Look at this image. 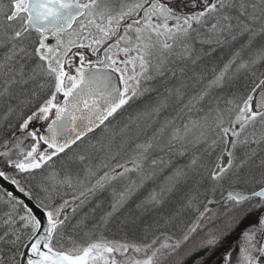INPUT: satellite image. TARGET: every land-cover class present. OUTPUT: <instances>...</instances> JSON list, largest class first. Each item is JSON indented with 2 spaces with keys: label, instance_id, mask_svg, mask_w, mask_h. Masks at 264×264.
I'll return each instance as SVG.
<instances>
[{
  "label": "snow or ice",
  "instance_id": "1",
  "mask_svg": "<svg viewBox=\"0 0 264 264\" xmlns=\"http://www.w3.org/2000/svg\"><path fill=\"white\" fill-rule=\"evenodd\" d=\"M0 103V264H264V0H0ZM142 190V239H107Z\"/></svg>",
  "mask_w": 264,
  "mask_h": 264
},
{
  "label": "trees",
  "instance_id": "2",
  "mask_svg": "<svg viewBox=\"0 0 264 264\" xmlns=\"http://www.w3.org/2000/svg\"><path fill=\"white\" fill-rule=\"evenodd\" d=\"M210 63H212V62H210ZM236 88L239 89V90H242L238 86H236ZM44 94H46V93H44ZM38 102H39V98L34 102V104L31 107H35V105ZM15 103L16 102L13 101L14 105H15ZM31 107L25 109V114H27L29 111H31ZM0 117H3V116H0ZM9 120L12 121L13 123H15L18 120V117L16 116V114H13L12 116H9ZM96 135L97 134H95L92 137H96ZM86 148H87V145L85 144V142H83L79 148L76 147V148H74L72 150L66 151L65 153H62L59 156L55 157L54 158V160H55L54 168L56 170H62L64 168L65 164H67V166L69 168H71L72 170L75 169L76 168V164L78 162L68 161L66 159L62 160V157H66L68 154H72L75 157V155L77 153H80L81 150L86 149ZM0 166H2V165H0ZM78 169H80V168L78 167ZM109 191H111V190L107 189L106 191H104L102 193V195H104V193H107V192L109 193ZM98 195H99L98 197H100V198L102 197V195L100 196L99 193H98ZM109 195H110V193H109ZM109 202H111V201H109ZM109 204L110 203L101 204L100 209L96 210V217L97 218L101 215V213L103 211L108 209ZM90 208L91 207L89 206V203H88L82 209H79L78 212L74 216L71 217L72 223H75L79 219L80 215L82 213L87 212ZM128 215L136 217L137 218V222L135 224H131V223L125 224L123 227H121L122 222L125 220V218ZM155 216H156V213H148V214H145L143 216H141V215L137 216V214L133 213V211H131L130 213H125V214L123 212L119 211L118 213L115 214V216H114L115 218L112 219V221L108 225V228L102 230V233L109 240L127 241L126 239H130L131 238V239H133L132 241L139 242L142 239V237H143L144 229L149 227L150 224H152L153 218ZM187 218H188L187 214H184V215L178 217L177 220L174 221L173 224L169 226V227H172L171 232L169 234H173L174 233L176 236L179 235L180 232H177L178 231L177 229L180 228L179 227L180 225H182L184 222L187 221ZM91 223H92V221L90 220L89 224H91ZM153 231H156V230L153 229ZM149 234H150V237H151V235H152L151 232ZM99 235H100V232L98 231L96 233V236H99ZM73 236H74V238L77 241H79L81 243H83L84 241L89 239V237L84 236L82 234H79V235L73 234ZM96 236H93L91 238L95 239ZM161 239H163L162 236H161ZM68 243H69V241L66 240L65 241V246H67Z\"/></svg>",
  "mask_w": 264,
  "mask_h": 264
},
{
  "label": "bare ground",
  "instance_id": "3",
  "mask_svg": "<svg viewBox=\"0 0 264 264\" xmlns=\"http://www.w3.org/2000/svg\"><path fill=\"white\" fill-rule=\"evenodd\" d=\"M227 56L224 52L223 49H217L214 53H212V55L210 57H206L205 60L203 61V63L207 64L208 67H211L213 64H219L221 63L223 60H226ZM212 62V63H210ZM250 83L249 79H246L245 76L242 74L240 79L238 81L235 82V87L238 86L240 87V89H244V87ZM137 103H141V102H137ZM6 111V105L3 103H0V116H3V114ZM99 132V129L96 131V133L91 134L90 136H94L95 134H97ZM88 139V137L85 138V141ZM80 145L83 143L79 142ZM77 146L75 145L74 147L70 148L69 150H72L74 148H76ZM68 150V151H69ZM88 150L83 149L80 152H84ZM179 163H183L178 161ZM79 168H81V165L79 163L76 164V168L73 169V171L77 170ZM46 175V174H45ZM40 182V177L38 176L35 180H31L30 183L34 186V191H38V189L35 187V185H37ZM116 186L118 187V190H121L122 185L120 183H117ZM109 193L111 194V191H109ZM109 193H104V195H102V197H98L97 199L93 200L91 203H89V206L92 208L94 207L97 203L103 204V203H110L109 201H111V196L109 195ZM98 195V194H97ZM100 195V196H101ZM143 195V190L140 193H137L135 196H133V198L120 210L121 212L125 213H130L131 211H133V213H136L137 216H140V213L138 210L135 209V204L138 202L139 198ZM70 198V197H69ZM100 198V199H99ZM110 199V200H109ZM71 200V198L69 199ZM99 200V201H98ZM59 200H55V203H57ZM60 203V202H58ZM100 209V208H97ZM118 213V212H117ZM115 217H113L112 219H114ZM184 223L182 225H180L177 230V232H180L182 227H183ZM172 227H169L167 229L168 233L171 232ZM164 229H160V231H163ZM152 234V233H151ZM156 234H159V232L157 231ZM180 235V233H179ZM177 235V236H179ZM127 238V237H126ZM150 234H149V239H150ZM127 241H132L133 239H126Z\"/></svg>",
  "mask_w": 264,
  "mask_h": 264
},
{
  "label": "rangeland",
  "instance_id": "4",
  "mask_svg": "<svg viewBox=\"0 0 264 264\" xmlns=\"http://www.w3.org/2000/svg\"><path fill=\"white\" fill-rule=\"evenodd\" d=\"M77 61H74V63H76ZM45 96V94L44 93H41L40 94V96H39V101H40V99H43V97ZM35 122H37V124H39V125H41V127H42V129L44 130V127H45V124L44 123H42V122H40V121H35ZM141 138H143V137H141ZM31 142V140H30V138H29V140H26L25 141V143H30ZM86 151H89V149L88 150H86ZM180 162H185L183 159H181V160H179ZM51 163V162H50ZM47 166H45V168H46ZM39 171H44L43 169L42 170H39ZM45 174H47V173H45ZM116 188H117V190H118V187L116 186ZM106 191V190H105ZM103 193V192H102ZM102 193H99L100 195L102 194ZM98 196L99 195H96L89 203H91L93 200H95V199H97L98 198ZM110 196H111V194H110ZM179 196V194H177V197ZM61 197H63L64 199H70L71 197H72V190L71 189H62L61 191H60V195H58V196H56L55 197V200H59L58 202H61ZM70 197V198H69ZM111 200H112V196H111ZM57 202V204H59ZM76 203H78V201L76 202ZM68 211H70V209H66V212H68ZM170 259V258H169ZM164 264H168V261L166 260L165 262H164Z\"/></svg>",
  "mask_w": 264,
  "mask_h": 264
},
{
  "label": "water",
  "instance_id": "5",
  "mask_svg": "<svg viewBox=\"0 0 264 264\" xmlns=\"http://www.w3.org/2000/svg\"><path fill=\"white\" fill-rule=\"evenodd\" d=\"M97 130H98V129H97ZM97 130H96V131H97ZM91 134H93V133H90L89 136H90ZM85 138H86V137H85ZM74 146H75V145H73L72 147H74ZM72 147H71V148H72ZM69 149H70V148H69ZM69 149H67L66 151H68ZM0 183H4V182H3V181H0ZM5 186L8 187L10 190H12V187H11L10 185H5ZM16 194H17L18 196L20 195L19 193H16Z\"/></svg>",
  "mask_w": 264,
  "mask_h": 264
},
{
  "label": "flooded vegetation",
  "instance_id": "6",
  "mask_svg": "<svg viewBox=\"0 0 264 264\" xmlns=\"http://www.w3.org/2000/svg\"><path fill=\"white\" fill-rule=\"evenodd\" d=\"M77 59H78V58H77ZM45 95H46V94H45ZM61 98H62V97H61ZM39 102H40V101H39ZM39 102H38V103H39ZM38 103H37V104H38ZM34 125H35V127L38 128L40 131H43L41 125L37 124V122H34Z\"/></svg>",
  "mask_w": 264,
  "mask_h": 264
}]
</instances>
